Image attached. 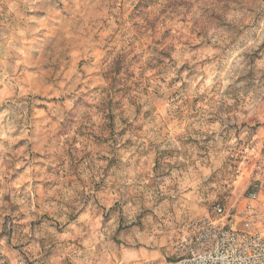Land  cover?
<instances>
[{
	"label": "rangeland",
	"instance_id": "374dc122",
	"mask_svg": "<svg viewBox=\"0 0 264 264\" xmlns=\"http://www.w3.org/2000/svg\"><path fill=\"white\" fill-rule=\"evenodd\" d=\"M254 183L264 0H0V264H167Z\"/></svg>",
	"mask_w": 264,
	"mask_h": 264
},
{
	"label": "built area",
	"instance_id": "2783aa9c",
	"mask_svg": "<svg viewBox=\"0 0 264 264\" xmlns=\"http://www.w3.org/2000/svg\"><path fill=\"white\" fill-rule=\"evenodd\" d=\"M259 196L260 185L254 183L239 210L216 205L212 217L175 223L168 236L167 264H264V210Z\"/></svg>",
	"mask_w": 264,
	"mask_h": 264
},
{
	"label": "trees",
	"instance_id": "16d2710c",
	"mask_svg": "<svg viewBox=\"0 0 264 264\" xmlns=\"http://www.w3.org/2000/svg\"><path fill=\"white\" fill-rule=\"evenodd\" d=\"M115 73V71L112 69V70H108L107 72H106V77H107V79L108 80H110V81H113V79L111 78V75L112 74H114Z\"/></svg>",
	"mask_w": 264,
	"mask_h": 264
}]
</instances>
